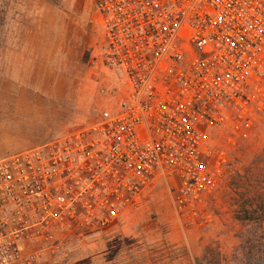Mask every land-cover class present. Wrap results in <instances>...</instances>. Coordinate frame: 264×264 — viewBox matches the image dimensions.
Segmentation results:
<instances>
[{
    "label": "built area",
    "instance_id": "2783aa9c",
    "mask_svg": "<svg viewBox=\"0 0 264 264\" xmlns=\"http://www.w3.org/2000/svg\"><path fill=\"white\" fill-rule=\"evenodd\" d=\"M121 90L75 131L0 159V264H48L167 178L182 203L223 175L210 134L261 100L264 0H94Z\"/></svg>",
    "mask_w": 264,
    "mask_h": 264
},
{
    "label": "rangeland",
    "instance_id": "374dc122",
    "mask_svg": "<svg viewBox=\"0 0 264 264\" xmlns=\"http://www.w3.org/2000/svg\"><path fill=\"white\" fill-rule=\"evenodd\" d=\"M94 0H0V159L92 123L121 88L99 55ZM262 100L210 134L223 175L180 203L167 178L109 228L71 234L48 264H264L260 230L234 219L230 180L264 149Z\"/></svg>",
    "mask_w": 264,
    "mask_h": 264
},
{
    "label": "trees",
    "instance_id": "16d2710c",
    "mask_svg": "<svg viewBox=\"0 0 264 264\" xmlns=\"http://www.w3.org/2000/svg\"><path fill=\"white\" fill-rule=\"evenodd\" d=\"M234 201V219L245 225H264V149L230 180Z\"/></svg>",
    "mask_w": 264,
    "mask_h": 264
}]
</instances>
